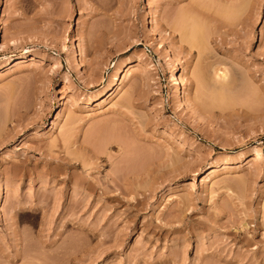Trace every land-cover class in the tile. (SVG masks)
<instances>
[{
	"label": "rangeland",
	"instance_id": "rangeland-1",
	"mask_svg": "<svg viewBox=\"0 0 264 264\" xmlns=\"http://www.w3.org/2000/svg\"><path fill=\"white\" fill-rule=\"evenodd\" d=\"M224 2L0 0V264H264V0Z\"/></svg>",
	"mask_w": 264,
	"mask_h": 264
},
{
	"label": "bare ground",
	"instance_id": "bare-ground-1",
	"mask_svg": "<svg viewBox=\"0 0 264 264\" xmlns=\"http://www.w3.org/2000/svg\"><path fill=\"white\" fill-rule=\"evenodd\" d=\"M221 1V0H220ZM227 3L228 2H232V1H234V2H232L233 4L232 5H234V3H236V1L237 0H225ZM247 1H250V0H246V3H248ZM226 2H224V7L223 8H225V7H227V5L225 6V3ZM243 2H244V0H243ZM242 2V0H241V3L238 1L237 3H236V5L238 4V6H239V8H240V6H241V4H244ZM222 4V3H221ZM229 4V3H228ZM231 4V3H230ZM229 4V5H230ZM223 5V4H222ZM232 5L230 6V7H228V9L231 11H233L234 12V9H235V7L237 8L238 6H236V5H234V8H232ZM245 5V4H244ZM195 6V5H194ZM193 6V7H194ZM248 6V5H247ZM247 6H246V8H247ZM197 7H198V5H197ZM222 7H221V10H222ZM242 7V6H241ZM190 8V7H189ZM232 8V9H231ZM239 8H238V12H240L239 11ZM188 9V8H187ZM243 9V8H242ZM183 10V9H182ZM192 10H194V9H192ZM184 11H187L186 9L184 10ZM189 11V13H191L190 12V10H188ZM188 11L187 12H183V16L182 17H184V18H181V19H183V20H181V22H180V28L182 29V31L185 33V35H187V37H188V35H189V38H191L192 37V39H195L194 37L196 36L195 34H196V30L198 29L197 27H198V25L196 24L195 25V23H194V21L197 23V21H196V19H193L194 21L192 22L193 24H191V21L190 20H192V19H190L189 20V18H190V16H187L186 17V15H189V13H188ZM220 11V10H219ZM231 11V13L229 14V15H231V14H233V12ZM236 12H237V10H235ZM246 11V10H245ZM227 12V13H226ZM226 12H221L220 14H224V16H226L225 14H227V17L229 16L228 15V11H226ZM235 12V13H236ZM198 13V12H197ZM192 14H194V13H192ZM196 15V14H195ZM192 16V15H191ZM200 16V15H199ZM223 16V17H224ZM232 17H234V15H232ZM194 18H195V16H194ZM229 18H231V17H229ZM179 19V18H178ZM228 19V18H227ZM199 21V20H198ZM191 25H187L188 23ZM177 24V23H176ZM197 26V27H196ZM200 27H201V25H200ZM194 30V31H191V30ZM196 31V32H195ZM192 34V36H191V34ZM194 33V34H193ZM195 35V36H194ZM191 36V37H190ZM191 40V39H190ZM189 41V40H188ZM194 41V40H193ZM192 42V41H191ZM190 43V42H189ZM72 52H73V54L75 55V56H79V53H78V49H77V47L76 46H74V47H72ZM24 57H25V55H24ZM77 58H79V57H77ZM76 59V58H75ZM13 62H11V63H9L8 65L9 66H11L12 64H14L15 62H16V60H12ZM77 61H78V59H77ZM79 64H80V62H79ZM78 64V65H79ZM130 66H129V70L133 67V65L132 64H129ZM126 66H128V65H126ZM127 73V72H126ZM220 75V74H219ZM226 75V74H225ZM126 76V75H125ZM221 77H223L224 78V74H223V76H221ZM114 78V81H112V84L110 85V88H109V90H110V93H111V95H113L114 94V92H115V87L117 86V84H118V81L120 80V78L116 75L115 77H113ZM174 78V77H173ZM229 83V82H228ZM226 84V83H225ZM174 85H175V88H176V90L177 91H180L179 89H180V82H179V78L178 77H175L174 78ZM229 84H226V86L225 85H223L225 88H227V86H228ZM228 88H229V86H228ZM223 89V88H222ZM221 89V90H222ZM224 91L226 90V89H223ZM229 90V89H228ZM224 91H222V92H224ZM224 93H226V92H224ZM104 95H105V93H104ZM199 95V94H198ZM201 95V94H200ZM200 95L198 96V98L200 97ZM224 95V94H223ZM202 97V96H201ZM182 98H185V97H182ZM208 172H210V173H213L214 172V168H208V169H206V172H205V174H207ZM204 175V174H203ZM205 180H203V182H204ZM5 193H6V191H5V188H1L0 189V197H4V195H5Z\"/></svg>",
	"mask_w": 264,
	"mask_h": 264
}]
</instances>
